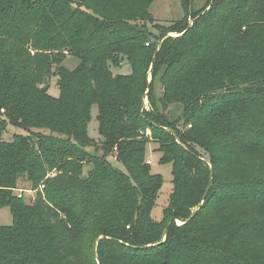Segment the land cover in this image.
Listing matches in <instances>:
<instances>
[{
	"label": "trees",
	"instance_id": "16d2710c",
	"mask_svg": "<svg viewBox=\"0 0 264 264\" xmlns=\"http://www.w3.org/2000/svg\"><path fill=\"white\" fill-rule=\"evenodd\" d=\"M155 1L0 0V264H264V0H181L159 38ZM148 143L173 169L160 221Z\"/></svg>",
	"mask_w": 264,
	"mask_h": 264
},
{
	"label": "rangeland",
	"instance_id": "374dc122",
	"mask_svg": "<svg viewBox=\"0 0 264 264\" xmlns=\"http://www.w3.org/2000/svg\"><path fill=\"white\" fill-rule=\"evenodd\" d=\"M205 3L206 0H194L193 9L194 10L200 9L201 7H203ZM150 12L152 13L154 19L157 22L153 24H149V28L154 34L158 36L157 38L161 37V32H162V30L158 28L159 25L160 27L170 28L173 25H175L177 21L181 20L184 16L181 0H156L152 4L150 8ZM186 24L187 25L189 24L191 26L193 24V19L191 17L188 18ZM168 36L177 37L179 35L176 32H171ZM164 39H162L160 43H163ZM249 40H251V38ZM250 46L252 48V51L250 50L252 56L251 58L258 60V57H262L264 55V52H262L263 50L261 51V48L258 46V43H253ZM157 51H159V49ZM78 64H79V60L71 56L65 61L64 65L69 69H74ZM258 68L261 69L259 64H258ZM112 71L114 75H131L133 73L132 66L127 62H125L122 66L119 67L113 66ZM149 76H150L149 80L151 81L152 77L150 74ZM49 93L53 97L56 98L60 97L61 92L58 86V78L55 77L50 81ZM145 104H146V109L149 111L150 104L148 99L145 100ZM180 113L181 110L178 106L171 105L166 110V114L168 115L171 121L176 120L180 115ZM98 114H99V106L98 104H94L91 109V119L89 123L88 134L92 140L100 143L101 135L99 132ZM17 134H24V131L14 126L8 125L4 133V138L7 141H10ZM147 137H149L150 139L153 137L150 130L147 131ZM157 148L158 146L156 143H148L146 147V159L148 163H150L151 172L155 175L161 176L163 180L162 189L158 199V206L153 210L152 213V216L156 220L160 221L163 217L164 208L168 206L170 196L173 192L174 177H173L172 164L161 163L162 154L156 150ZM92 151H93L92 149L91 150L89 149V152ZM101 154H102V150H100V155ZM115 159H116L115 156L110 157V161L114 163L115 166L123 169V166L120 163L116 162ZM14 194L22 195L24 201H26L27 204H32L37 199V192L32 189L29 183H20L18 189L14 191ZM13 223H14V219L10 208L7 206H1L0 204V226L9 227L12 226ZM181 224H182L181 221H178V225Z\"/></svg>",
	"mask_w": 264,
	"mask_h": 264
},
{
	"label": "water",
	"instance_id": "95a60500",
	"mask_svg": "<svg viewBox=\"0 0 264 264\" xmlns=\"http://www.w3.org/2000/svg\"><path fill=\"white\" fill-rule=\"evenodd\" d=\"M157 54H158V51L156 52V55H155V59H154V61L156 60V56H157ZM196 213H197V211H195V212L193 213V215L190 217V219H189L188 221H190L191 219H193L194 216L196 215ZM173 222L178 223V221H177V219H176L175 217H173V218L171 219V221L168 223L167 229L165 230V233H164V240H165V236H166V234H167V232H168V228L171 226V224H172Z\"/></svg>",
	"mask_w": 264,
	"mask_h": 264
},
{
	"label": "built area",
	"instance_id": "2783aa9c",
	"mask_svg": "<svg viewBox=\"0 0 264 264\" xmlns=\"http://www.w3.org/2000/svg\"><path fill=\"white\" fill-rule=\"evenodd\" d=\"M42 189L44 188V186L41 187Z\"/></svg>",
	"mask_w": 264,
	"mask_h": 264
}]
</instances>
